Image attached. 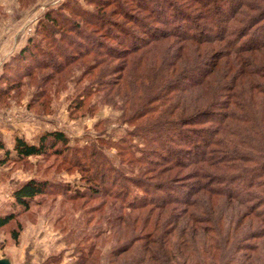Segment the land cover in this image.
<instances>
[{"label":"trees","instance_id":"1","mask_svg":"<svg viewBox=\"0 0 264 264\" xmlns=\"http://www.w3.org/2000/svg\"><path fill=\"white\" fill-rule=\"evenodd\" d=\"M85 2L91 9L73 0L48 9L12 65L20 77L49 67L73 79L92 59L81 73L101 68L90 91L133 128L117 145L119 166L62 132L16 138L12 151L0 141V166L55 155L81 173L86 190L66 197L98 204L81 209L90 233H71L76 264H103L110 238L107 264H262L264 0ZM57 187L24 183L0 231Z\"/></svg>","mask_w":264,"mask_h":264},{"label":"rangeland","instance_id":"2","mask_svg":"<svg viewBox=\"0 0 264 264\" xmlns=\"http://www.w3.org/2000/svg\"><path fill=\"white\" fill-rule=\"evenodd\" d=\"M69 1L25 0L26 4H22L20 0H0V141L12 151L16 138L35 144L44 134L62 132L70 147L91 150L98 146L118 167L121 159L117 145L133 128L122 123L120 105L114 106L100 94L90 91V81L97 77L101 68L91 71L90 75L81 73L91 66L92 59L76 65L79 70L73 79L49 67L40 71L32 69L29 76L20 77L17 71L24 67L19 66L17 70L12 65L13 59L34 35L45 12L61 8ZM73 1L91 9L85 0ZM119 76L115 73L109 80L116 82ZM14 156L12 152L11 157ZM0 158H4V152H0ZM63 159L64 156L50 155L0 166V215L18 214L13 194L24 183L35 179L58 186L47 196L37 198L30 211L18 215L16 221L22 225L18 243L11 238V232L18 230L16 222L0 231V258L9 257L13 264H76L77 253L71 244L75 242L71 233L87 228L81 209L98 203L92 201L83 207V201H71L66 197L83 192L87 185L81 173L68 168L62 163ZM69 189L68 193L64 192ZM97 221L99 215L95 216L94 223ZM92 226L87 228L85 235L90 233ZM249 231L253 233L256 227L253 225ZM101 245L103 264H107L106 257L116 241L106 239ZM261 262L264 264L263 256Z\"/></svg>","mask_w":264,"mask_h":264},{"label":"water","instance_id":"3","mask_svg":"<svg viewBox=\"0 0 264 264\" xmlns=\"http://www.w3.org/2000/svg\"><path fill=\"white\" fill-rule=\"evenodd\" d=\"M0 264H13V263L9 257H5V258H0ZM25 264H31V263L26 262Z\"/></svg>","mask_w":264,"mask_h":264}]
</instances>
